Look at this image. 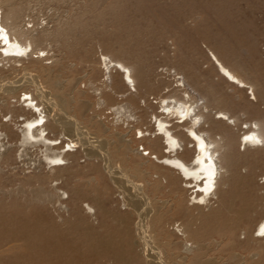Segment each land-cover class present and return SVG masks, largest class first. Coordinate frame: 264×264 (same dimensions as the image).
<instances>
[{
    "label": "bare ground",
    "instance_id": "bare-ground-1",
    "mask_svg": "<svg viewBox=\"0 0 264 264\" xmlns=\"http://www.w3.org/2000/svg\"><path fill=\"white\" fill-rule=\"evenodd\" d=\"M21 1L0 0V30H3L0 36L8 39L7 43L0 44V171L4 164L37 154L41 158L39 162L49 169L43 180L54 185L63 179L62 184L73 193V198L55 185H52L53 190L41 189L27 200H9L10 197L0 189V264H92L102 259L132 264L133 256L125 252V246L129 247L131 243L124 241L119 245L114 239L102 240L106 234L116 235L107 223L104 224L106 220L126 229L125 237L132 236L133 225V233L147 258L144 262L135 256L138 264H264L263 247L247 244L242 248L232 242L242 226L250 232L254 223H247V219L263 200L257 195L254 176L253 179L242 176V166L236 159L244 148L246 157L253 155L254 161L258 162L260 158L254 156L255 149L264 148V125L260 116L264 86L247 78L250 70L236 59L243 44L240 25L224 23L223 28L231 40L221 38L216 41L232 66L208 51V63L219 78L230 84L232 92L218 90L210 82L209 91L203 93L185 75L174 70L177 76L175 91L160 97L157 105L160 111H147L143 115L147 119L150 116L148 123L153 122V134L147 135L137 127L142 123L135 112L141 106L139 94L131 92L126 96L131 84L136 87L137 81L148 91L153 86L146 78L147 67L146 71L143 66L138 67L136 75L134 68L119 58L102 53L95 62L96 67L104 65L102 86L90 76L94 67L89 68L78 82L79 78L74 74L77 64L69 59V55L75 47L70 45L71 40L85 24L83 17H80L82 22L75 21L69 11L65 16L73 21L67 20L63 25L50 28L48 20L42 26V18L37 19L31 12L22 13ZM76 46L89 50L84 41ZM54 47L60 52L58 57L50 53ZM243 54L250 61L257 59L256 63L262 65L250 37ZM53 58L55 60L50 62ZM25 59L30 61L25 63ZM9 62L12 63L7 66ZM21 71H25L24 81L23 78L12 80L11 75ZM114 73L118 74L115 86ZM83 79L89 80L88 83H82ZM258 79L262 76L258 75ZM90 89L94 90V104L90 101ZM244 89L252 90V100L257 103L242 96ZM115 96L124 99L110 108L119 117H124V122L128 123L126 127L117 122L107 123L99 117L101 106L108 105L107 97ZM14 97L17 99L13 101ZM92 107L94 113L90 114ZM236 110L257 116L242 120ZM9 114L16 125L20 123L19 132L12 123L4 122V117ZM22 116L26 118L22 119ZM178 120L183 123H177ZM239 128L244 134L238 141L236 130ZM190 132L196 133L197 139L193 140ZM245 136L259 139L260 143H245ZM201 140L207 145L203 153L199 151ZM139 145L144 146L147 155H155L156 162L141 153ZM76 146L84 147L89 159L83 168L79 162L69 167L65 164L69 158L77 159L78 154L70 153ZM194 148L197 149L195 155L201 160L210 153V160L192 164ZM248 165L252 166L251 163ZM227 168L230 172H225ZM212 171L215 172L212 190L205 195L201 189H207L209 185L204 177ZM221 182L228 185V189L220 191ZM111 184H118L124 194L129 192L131 198L124 200V204L131 208L130 216L119 212L111 214L102 191ZM188 189L192 190L191 198L180 201V196L188 193ZM163 194H169L174 201L172 212H182L193 200L192 207L199 213L188 218L185 227L177 221H169L166 218L167 203L161 198ZM216 202L217 208L211 210ZM56 205L59 211L73 212V215L57 220L52 214ZM206 207L210 212L203 211ZM93 218L103 220L102 233L90 223ZM262 232L264 218L259 220L249 238L261 244L264 240ZM206 233L210 235L207 239L203 236ZM176 240L184 243V252H180ZM111 250L112 256L108 258L107 253ZM256 256L262 260L255 261Z\"/></svg>",
    "mask_w": 264,
    "mask_h": 264
},
{
    "label": "rangeland",
    "instance_id": "rangeland-1",
    "mask_svg": "<svg viewBox=\"0 0 264 264\" xmlns=\"http://www.w3.org/2000/svg\"><path fill=\"white\" fill-rule=\"evenodd\" d=\"M19 6L23 11L22 13L31 12L36 18H42V26L46 25V21L50 20V28H55L59 26L60 23L63 25L67 20L68 22L73 21L71 18L65 16L69 11L75 21L78 19L82 22L83 19L85 24H82L83 29H80L79 33L71 40L70 45H74L75 47L69 55V59L75 61L77 64V70L74 74L79 78L77 80L78 82L81 80L80 77H82L85 72L89 71V68L94 67L92 75L90 76L100 87L102 86L104 65L95 66V62H98L102 53H109L113 57L119 58L124 64L134 68L136 75L139 73L138 67L143 66V70L145 69V71L147 67V73L145 72L146 78L148 82L150 81L153 85L149 91L137 81V86L135 87L131 84L129 87L130 90L126 92V96L130 95L131 92L139 94L141 106L136 109L135 112H137V118H140L139 120L142 119V125L140 124L137 127H140L147 135L153 134L151 133L153 132V122L151 124L148 123L150 116H148L147 119L146 116L143 115H145L147 111L148 113L160 111L161 109L157 108L160 97L169 95L175 91L177 76L173 72L174 70L177 71V74L185 75V77L189 79L194 86L196 85L201 89L203 93L209 91L210 82H212V85L216 86L218 90L222 89L228 93L232 92L230 84L219 78L213 67L208 63V56L210 55L208 51L210 50L221 59L224 58V61L232 66V63L223 56L218 49V44H216V41L221 38L229 42L231 40L226 30L223 28L224 23L230 22V24L236 23L240 25L243 44L242 51L237 53L236 59L242 61L250 70L248 71L247 78L252 82L253 79L256 83L259 81L260 85L264 86V0H23ZM224 15L226 17L220 19L221 16ZM80 17L83 18L81 19ZM42 26H40V28ZM249 37L255 42L262 65L256 63L257 59H255L256 62L250 61L243 54V49L246 48ZM81 41L89 45L88 51H84L76 46V44ZM50 53L57 57L60 54L55 47ZM55 58L49 61L51 62L55 60ZM29 61L30 59H25V63ZM11 63L12 62H9L7 66ZM18 64L20 65L22 63ZM24 74L25 71L13 73L11 75L12 80L15 79L14 81H20V79L23 78L22 81H24V77L26 76ZM114 74L113 82L115 86L117 84L118 74ZM258 75H261L262 79L257 80ZM226 78L230 82L235 83L227 76ZM88 81L89 80L83 79L82 83L87 84ZM235 84L237 85V83ZM82 88L85 89L84 84H82ZM31 90H33V94L36 96L34 86L31 87ZM242 96L247 100H252V90L244 89ZM89 97L91 103L94 104L93 89L89 90ZM107 98L108 105L101 106L100 109L98 108L101 113L99 117L107 123L111 124L117 122V124L126 127L128 123L124 122V117H119V115L115 114L113 109L110 108L111 105L116 102H122L124 97L120 96L117 98V96H115ZM16 99L17 97H14L12 100L14 101ZM252 101L257 103L255 99ZM242 103L244 102L242 101ZM260 107V116H262L264 125V104L260 103ZM92 109L93 107L89 110L90 114L94 113ZM236 115H240L242 120L254 119L257 116L248 113L243 114V112L238 110H236ZM23 117L24 116L21 118L23 119ZM116 117L117 119L119 118V120H116ZM48 118L49 120L52 119L50 115ZM3 120L4 122L12 123L15 126V130L18 129L17 131L19 132L20 123L16 125L11 114L4 117ZM177 123L183 122L178 120ZM202 124L203 123L197 128ZM134 125H137V123L135 122ZM132 126L133 124L130 125V127ZM253 127L257 128L255 125ZM135 131L137 130L135 129ZM53 134H55V132H52V135ZM243 134L244 130L240 128L236 130V139L239 141L240 136ZM137 136L140 137L139 133ZM217 139L219 140L218 137ZM242 140L243 139H241V141ZM62 141L66 142V139L63 138ZM191 146H189V149H191ZM143 147V145H139L138 150L145 155L147 151L143 150ZM237 148H239V145ZM255 150V154H253L255 157L258 156L260 158L258 162L254 161L253 155H251V157H249L250 155L246 157L244 148H241L240 154L236 158L237 161L239 160L238 164L242 166L240 168V174L248 178L254 176V185L258 187L257 195L263 198L260 207L255 211L256 213L253 212L251 217L247 219V223H254L250 232L242 226L232 238V242L242 248H245L247 244L264 248V240L261 241V244H258L256 241L249 238L253 235L259 220L264 218V148H259V151L257 149ZM70 153L75 155L78 154V156L75 161L73 158L66 160L65 164L68 167L76 162H79L82 168L86 166L89 159L86 156L84 147H73ZM146 156H149V158L156 162L155 155ZM39 160H41L39 155L29 154L27 157H22V159L3 165L0 171V189H2L7 197H10L9 200L13 198H19L20 200L32 199L41 189L46 191L53 190V183L51 185L48 184L46 180H43L49 169L43 163L39 162ZM250 163L252 166L248 165ZM227 171L230 172V169H225V172ZM225 175L227 176L228 174L225 173ZM62 180L63 179L54 183L55 187L69 192V196L72 199L73 193L62 184ZM117 186L119 185L111 184L110 188L109 186L107 187V191L102 190L106 194V200L111 209V214L113 215L114 212H119L123 214L128 213L130 216L131 208L124 204V200L129 201L131 198L128 195L129 192L124 194L123 189H118L119 187ZM182 187L186 188L185 185H182ZM251 188L253 192H255L253 183L251 184ZM219 189L220 191L226 190L228 189V185H224L223 182H221ZM126 190L128 191V187ZM188 190V193L180 196V201L191 198L192 190ZM1 193L0 190V194ZM132 195L134 196L133 191ZM161 198L167 203L168 209L166 211V218L169 219V221H177L178 224H182V227H185L189 222L188 218L191 219L192 215L196 216L199 213L198 209L192 207L194 205L193 200L190 201L188 207H185L182 212L177 210L172 212L171 208L174 205V201L171 199V196H169V194H163ZM63 204L66 205L67 202H63ZM217 206L218 202H216L214 206L212 205L211 210L216 209ZM203 207H205V205H203ZM208 210V207L203 209L205 213L210 212ZM52 214L57 220H61L60 218L63 217L67 218L69 216L70 218L73 212L67 213L66 211H59L56 205V208H52ZM90 223L102 233V219L95 220V218H93L90 220ZM106 223L110 231L116 232V235L108 236V234H106V237L102 239L103 241L114 239L119 245H123L122 243L124 241L129 242L131 246H125V252L133 256L132 264H138V257H140L142 261L147 262V258L143 253V248L139 244L137 236L133 233V225L132 236L126 235L125 237L124 232L126 229L121 227L120 224L118 225L111 221L108 222L107 220L104 224ZM256 234H258V232ZM256 234L254 236H256ZM203 236L205 239L210 237L207 233ZM176 243L180 252H184V243L180 240H176ZM190 243H192V241H190ZM111 253L112 250L110 254L107 253L108 258L112 256ZM117 253L119 252L117 251ZM238 253L239 252H237V254ZM212 254L215 255L213 251ZM258 259L262 260L261 257L256 256L255 261ZM92 264L125 263H116L113 260L102 259Z\"/></svg>",
    "mask_w": 264,
    "mask_h": 264
},
{
    "label": "snow or ice",
    "instance_id": "snow-or-ice-1",
    "mask_svg": "<svg viewBox=\"0 0 264 264\" xmlns=\"http://www.w3.org/2000/svg\"><path fill=\"white\" fill-rule=\"evenodd\" d=\"M0 31H3V30H0ZM8 42V39L6 36H0V44L2 43H7ZM41 55H44V53H41ZM129 83H131V81H129ZM225 119H227L225 117ZM196 123H199V121H197ZM186 127V125H185ZM190 136L193 137V140L197 139V134L196 133H189ZM244 142L245 143H248V142H255V143H260L259 139H256L252 136H245L244 138ZM174 144H175V141H173ZM191 143V142H190ZM207 148V145L201 140V147H199V151H201L202 153L204 152V150ZM197 149L194 148V152H193V156L191 158V163L194 164V165H199V164H204L205 162L209 161L210 158H211V154H206L204 155L203 157V160L200 159V157L196 156L195 155V151ZM145 155H147V153H145ZM54 163H61V161H54ZM213 169L215 168V164L213 163L212 165ZM203 171V169H202ZM214 177H215V172L212 171V172H209L205 177L204 179H206L208 181V188L207 189H201L205 195H207L211 190H212V183L214 181ZM201 203H203V201H201ZM261 235H264V232L260 233Z\"/></svg>",
    "mask_w": 264,
    "mask_h": 264
}]
</instances>
